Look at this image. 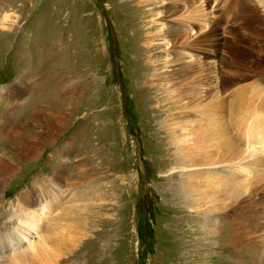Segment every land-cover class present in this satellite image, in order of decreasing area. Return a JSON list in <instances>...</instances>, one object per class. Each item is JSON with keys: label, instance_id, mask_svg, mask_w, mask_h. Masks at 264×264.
I'll return each instance as SVG.
<instances>
[{"label": "rangeland", "instance_id": "rangeland-1", "mask_svg": "<svg viewBox=\"0 0 264 264\" xmlns=\"http://www.w3.org/2000/svg\"><path fill=\"white\" fill-rule=\"evenodd\" d=\"M201 1L0 0V264H264V0Z\"/></svg>", "mask_w": 264, "mask_h": 264}, {"label": "bare ground", "instance_id": "bare-ground-1", "mask_svg": "<svg viewBox=\"0 0 264 264\" xmlns=\"http://www.w3.org/2000/svg\"><path fill=\"white\" fill-rule=\"evenodd\" d=\"M201 1V0H200ZM262 1V0H261ZM202 2V1H201ZM192 3V2H191ZM188 4V3H187ZM186 5V4H185ZM196 5V4H195ZM201 7V6H200ZM206 7V6H205ZM200 13H204V10L203 9H201L200 10ZM202 16V21L200 22V25H203V26H205L206 25V23H205V15H201ZM203 31H201V33H202ZM159 38V37H158ZM188 39H190V40H193L194 39V37L193 36H189L188 37ZM168 41L170 40V39H167ZM167 69H170L171 71H173V70H176V68L174 67L175 65L178 67L179 65H177V64H175L171 59H169V58H167ZM184 66V65H183ZM181 66H179L178 68H180ZM203 70V67L201 68V71ZM154 75V74H153ZM155 76H157L158 77V79H159V76H158V73H156L155 74ZM166 78H171V74H169V75H167V77ZM180 84H181V82H180V80H179V82H178V93H177V95L179 96V101H180V99H181V89H180ZM216 85V84H215ZM257 101V100H256ZM242 107V106H241ZM243 108V107H242ZM246 108V107H245ZM236 111V110H235ZM257 112V111H256ZM236 113V112H235ZM261 113V112H260ZM237 114V113H236ZM235 114V115H236ZM259 114V113H258ZM262 114V113H261ZM261 116H263V115H261ZM238 117V116H237ZM240 118V117H239ZM238 118V119H239ZM236 119V118H235ZM246 123V122H245ZM238 127H239V125H238ZM263 129V128H262ZM260 137V136H259ZM261 138V137H260ZM263 139V138H262ZM252 148V147H251ZM249 150V149H248ZM185 158H187V156H185ZM190 159V158H189ZM188 160V159H187ZM186 160V161H187ZM191 161V160H190ZM201 177H202V175H201ZM188 180H189V178H188ZM203 180V179H202ZM195 181V180H194ZM215 181V180H214ZM193 182V181H192ZM186 183V182H185ZM196 183V182H195ZM186 188V187H185ZM190 188V187H189ZM215 189V188H214ZM186 190V189H185ZM216 194L218 195L219 194V192H216ZM188 196H190V195H188ZM215 196V195H214ZM216 197H218V196H215V198ZM216 200V199H215ZM205 202V201H204ZM204 204V203H203ZM210 205H212V204H210ZM193 207V206H192ZM199 208V207H198ZM27 209V208H26ZM38 211H34V212H36L34 215H33V221L31 222V225H32V227L35 229V230H37L38 229V227H39V224H38V221L39 220H42L40 223H45V222H47V221H49L51 218H47L46 217V215H43L42 213H41V211H39V209H37ZM37 212H39V216H40V218L38 219V221H37V218H38V213ZM29 215V214H28ZM54 219H56V218H54ZM63 221V220H62ZM56 223H58V222H55V224L54 225H56ZM53 225V224H52ZM53 225V226H54ZM50 226V225H49ZM53 226H51V227H53ZM48 227H46V229H47ZM59 228V227H58ZM57 228V229H58ZM62 228V226L60 227V229ZM56 228H55V231L57 230ZM26 230H28V229H26ZM48 230H51V229H49L48 228ZM54 230V229H53ZM52 231V230H51ZM31 232V231H30ZM37 233V232H36ZM55 233V232H54ZM59 233H60V231H59ZM6 234H8V232L6 233ZM39 234V233H38ZM41 234H42V232H41ZM41 234H39V235H41ZM51 234V233H50ZM61 234V233H60ZM33 235V234H32ZM36 235V234H35ZM46 235V234H45ZM50 236V235H49ZM53 236V235H52ZM61 236H63V234H61ZM43 237H44V235H43ZM51 237V236H50ZM49 237V238H50ZM52 238V237H51ZM50 238V239H51ZM56 238V237H55ZM54 238V239H55ZM50 239H48V240H50ZM48 240H47V238L45 237L44 239H43V241L41 242V246L40 247H33V249H31L30 247V249H31V251H33V250H35L36 251V253H34L35 255L37 254V253H39L38 255H36V256H43V255H46L47 257L50 255V254H52V252H53V250L51 249V247L50 246H48ZM52 240V239H51ZM56 241L54 242V244L56 243V242H58L57 244H55V246H61L62 247V245H63V242H62V239L59 237V239L57 238V239H55ZM54 241V240H53ZM38 242V241H37ZM53 244V245H54ZM20 245V242L18 241V243L17 244H13V243H11V247H8V249H6V251H8L9 249H13V248H15V246H19ZM28 245H30V244H28ZM34 245V244H33ZM66 245V244H65ZM30 246H32V245H30ZM25 247V246H24ZM26 247H28V246H26ZM29 250V249H28ZM27 250V251H28ZM16 251V250H15ZM13 252V251H12ZM6 254H10L9 255V257L12 255V253L11 252H9V253H6ZM6 254H5V256H6ZM17 254V253H16ZM4 256V257H5ZM23 256V255H22ZM27 256V255H26ZM13 257V256H12ZM7 259V258H6ZM37 259H38V257H37ZM41 259V258H40ZM42 259H43V257H42ZM50 260L52 259V258H49ZM3 260V259H2ZM36 260V259H35ZM49 260V261H50ZM44 261V260H43ZM15 262V261H14ZM51 264H52V262H50Z\"/></svg>", "mask_w": 264, "mask_h": 264}]
</instances>
